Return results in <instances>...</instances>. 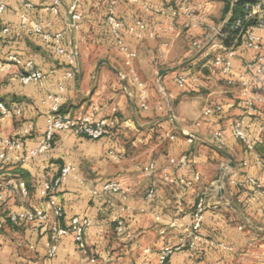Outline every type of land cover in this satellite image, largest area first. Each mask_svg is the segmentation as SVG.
Masks as SVG:
<instances>
[{"label":"crops","instance_id":"0c3cea01","mask_svg":"<svg viewBox=\"0 0 264 264\" xmlns=\"http://www.w3.org/2000/svg\"><path fill=\"white\" fill-rule=\"evenodd\" d=\"M22 1L33 7L25 10ZM73 1L62 0L54 13V0H0L6 6L0 15V60L14 55L48 74L43 83L24 85L20 67L0 70V101L23 110L20 117L0 118V138L19 137L26 151L37 148L54 104L50 96H63L61 111L71 115L98 107V116H113L116 126L97 141L58 132L50 152L21 166L0 163V184L18 177L17 170L30 177L27 196L18 193L0 204V264H157L159 252L180 240L186 247L173 254L168 264H264V197L256 196L249 185L238 189L228 178L221 186L222 168L229 160L209 145H216L212 137L221 132L225 140L221 149L235 163L234 169L229 168V178L245 182L249 175L264 187V78H249L260 97L253 110L245 109L239 84L229 85L208 59L218 43L204 41L203 51L197 52L192 42L203 40L205 29L187 30L182 18L172 20L161 12L177 7L181 0H80L82 19L77 28L70 26L68 15ZM111 1L116 2L117 16L127 27L141 19L149 28L174 29L156 39L126 35L127 46L137 54L127 66L106 21ZM197 1L208 23L222 28L226 21L217 23L216 19L223 18L228 2L232 9L236 0ZM21 14L27 15L28 26L39 23L51 33L63 32L66 43L76 46L74 78H67L69 67L63 56L23 28ZM4 29L8 34L2 33ZM257 34L264 39V31ZM251 55L238 49L233 60L237 76ZM161 71L166 73L160 76ZM181 73L188 77L183 90L176 84ZM139 82L148 93L147 109L141 107ZM216 106L221 110L204 115L206 108ZM236 122H243L251 148L234 137ZM29 124L33 131L26 135ZM189 134L195 136L192 142ZM111 153L121 155L122 160H114ZM184 156L187 161L182 165ZM152 163V172L140 169ZM68 165L73 170L57 194L64 208L60 225L67 227L75 217L91 220L85 236L87 253L79 252L68 234L60 239L57 255L49 258L47 243L56 220L40 194L41 179L52 182ZM196 175L201 180L190 189L165 181L167 176L193 179ZM111 181L121 185L127 200L112 193L92 195V190ZM151 186L156 194L147 199ZM200 200L205 205L202 241L190 248L189 231ZM36 208L50 214L46 224L15 227L8 220L11 214ZM118 220L124 222V234L116 230Z\"/></svg>","mask_w":264,"mask_h":264},{"label":"built area","instance_id":"2783aa9c","mask_svg":"<svg viewBox=\"0 0 264 264\" xmlns=\"http://www.w3.org/2000/svg\"><path fill=\"white\" fill-rule=\"evenodd\" d=\"M62 0H54V13H57V8L61 4ZM80 0H74L68 15L71 21V27L77 28L78 23L82 19V14L78 10ZM242 2L241 13L236 20L231 24L232 31L236 32L233 45L226 48L222 41L226 38L225 32L222 33V28L214 25H210L207 18L202 14V6L197 0H181L179 5L175 8H169L168 10L161 11L166 14L172 20L182 18L183 28L187 30L205 29V35L202 39H196L192 42V47L197 52L203 51L204 41L214 39L222 44L220 48H223L224 53L217 55L214 58V65L218 67L221 74L226 79L229 85L239 84L240 87V102L241 105L247 110H253L256 102L259 100L260 95L255 92L249 78H264V39L258 36L257 31H264V0H238ZM25 10H30L33 6L29 2L22 1ZM6 6L0 3V15L4 14ZM159 12L158 10H156ZM22 26L28 29L32 35L40 36L42 40L50 44L58 56H63L69 67L67 78L72 79L76 75L78 50L72 43L67 44L65 34L63 32L51 33L47 31L43 25L39 23H33L28 26V18L26 14H21ZM107 25L110 33L115 41L116 47L119 52L124 56L125 64L131 66L134 59L137 58L135 51L131 50L126 44V35H131L137 39H156L166 32L173 30L174 26L167 30H159L156 27L149 28L147 23L139 19L133 24V26L127 27L125 23L119 19L116 13V2L111 1L107 7ZM9 30L4 29L3 34H8ZM244 48L251 52V58L244 64L243 73L239 76L236 75L233 67V60L237 55L239 48ZM12 66L20 67L23 72L19 76L20 81L24 85L32 83H43L46 81L48 74L39 70L30 61H23L17 56L9 55L5 60H0V70L7 71ZM138 81V80H137ZM188 83V77L186 74L181 73L176 78V84L178 88L185 89ZM140 87V102L143 109H147V90L143 83L139 82ZM60 91H64V87L60 86ZM54 104L51 112L47 116L46 130L39 146L33 150L26 151L24 140L19 137L14 138H0V163L5 165L16 164L18 166L25 165L29 160L38 157L40 155L50 152L53 148V142L58 132H70L79 137H83L89 140H101L109 136L112 130L116 126V120L112 117H99L98 107H92L87 112H81L75 115H71L61 111V103L63 96H50ZM220 107H208L204 110L205 116L212 115L215 111H220ZM23 110L21 108H10L6 104L0 101V118L13 119L20 117ZM113 114L116 113V109H113ZM262 130V129H261ZM33 131V126L28 125L25 130V134L29 135ZM233 135L237 140L246 142L248 147H252L248 142L246 128L243 122H236L233 126ZM189 141L194 140V136L188 135ZM212 142L218 147L225 146V140L221 132L216 133L212 137ZM116 161L122 160L121 155L114 153L110 154ZM187 157L184 156L180 160V164H185ZM175 163V160H172ZM244 166H248V162H244ZM144 172H152L155 169L154 163L141 167ZM73 168L68 165L61 171V174L52 182L47 181L44 177L41 179L40 194L46 201V204L51 210L52 216L55 218L56 223L52 227V235L50 241L47 243V255L49 258H54L58 253L59 241L61 238L71 234L74 238L76 249L79 252H85L86 245V233L91 228L92 222L88 218L75 217L70 220L67 227H62L60 221L64 218V208L58 202V190L63 186ZM222 173L225 178H228L231 185L238 189L244 188L249 185L253 188L254 194L258 197H264V187L255 178L247 175L245 176V182L238 181L235 177L229 178V168L223 166ZM201 177L196 175L193 179H187L182 176H167L165 181L168 185L180 186L182 188L190 189L200 182ZM112 193L119 195L122 200H127L128 195L122 190L121 185L117 182L111 181L104 184L100 190H92V195L97 196L99 193ZM23 196L28 195V189L26 183L23 180L12 179L6 184H0V204L8 197L16 194ZM155 187L151 186L147 192V199H153L155 197ZM205 205L203 200H200L197 211L193 216L191 228L189 231V237L191 242L190 248H194L197 242L202 241L200 231L204 220ZM50 214L43 208L36 209H24L19 213L10 215V222L17 225L25 224H46L49 221ZM116 230L118 234L125 233V225L122 220L116 221ZM165 232H162L164 234ZM186 244L184 240H180L176 246H165L158 255L157 264H168L169 258L176 252L184 250ZM145 253H149V250H145ZM95 262V260H92ZM136 264V263H130Z\"/></svg>","mask_w":264,"mask_h":264},{"label":"trees","instance_id":"16d2710c","mask_svg":"<svg viewBox=\"0 0 264 264\" xmlns=\"http://www.w3.org/2000/svg\"><path fill=\"white\" fill-rule=\"evenodd\" d=\"M241 7H242V2H238V6L236 8V12H235V15L233 17V21L237 19V17L240 15L241 13ZM230 3L228 2V6L226 7V10H225V14L229 13L230 12ZM232 21V23H233ZM231 23V24H232ZM231 24L228 26V28L225 29V34H226V38L222 41V44L226 47V48H229L233 45V41H234V38L236 37V32L232 31L231 29ZM17 176H18V180H23L25 183H26V186H27V189H28V192H29V189H30V184H29V175L24 172L23 170H17ZM3 203V202H2ZM10 221V216H9V219ZM11 225L13 226H23V225H17V224H13L12 222H10Z\"/></svg>","mask_w":264,"mask_h":264},{"label":"water","instance_id":"95a60500","mask_svg":"<svg viewBox=\"0 0 264 264\" xmlns=\"http://www.w3.org/2000/svg\"><path fill=\"white\" fill-rule=\"evenodd\" d=\"M238 6V0H236L234 3H233V6H232V9H231V13H230V16L228 18V20L225 22L224 26L222 27V33L225 32V29L228 28V26L232 23L233 21V17L235 15V12H236V8ZM182 67V66H181ZM178 68L174 69V70H177ZM174 70H170V71H174ZM166 73V71H161L159 73L160 76L164 75ZM195 137V136H194ZM211 147H213L216 151H218L219 153H221L222 155H224L228 160H229V164H227V167L228 168H232L234 169L235 168V163H234V160L232 158L231 155H229L227 152H225L224 150H222L220 147L214 145V144H209ZM222 181H223V178L221 180V186H222ZM223 194H224V191H223ZM233 206V205H232ZM233 208L239 212V209L234 207Z\"/></svg>","mask_w":264,"mask_h":264},{"label":"rangeland","instance_id":"374dc122","mask_svg":"<svg viewBox=\"0 0 264 264\" xmlns=\"http://www.w3.org/2000/svg\"><path fill=\"white\" fill-rule=\"evenodd\" d=\"M230 1V0H229ZM231 2H232V0H231ZM229 16H230V12L229 13H227V14H225V16L223 17V18H221V19H216L217 20V23H220V22H224V21H227L228 20V18H229ZM216 43H218V46L215 48V49H212L211 51H210V53H209V56H208V59H211V61L214 63V58L217 56V55H219V54H222V53H224V50H223V48H220L221 46H222V44L221 43H219L217 40H216ZM11 108V107H10ZM224 166H227V164H225ZM223 174V173H222ZM222 177H223V185L225 186L226 185V182H225V177L222 175ZM18 177H16V178H14L15 180L17 179ZM87 250V249H86ZM85 253H87V252H85Z\"/></svg>","mask_w":264,"mask_h":264}]
</instances>
